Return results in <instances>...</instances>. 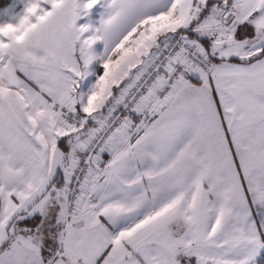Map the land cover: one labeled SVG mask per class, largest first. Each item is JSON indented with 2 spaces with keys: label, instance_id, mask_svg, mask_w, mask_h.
<instances>
[{
  "label": "snow or ice",
  "instance_id": "6c2138e0",
  "mask_svg": "<svg viewBox=\"0 0 264 264\" xmlns=\"http://www.w3.org/2000/svg\"><path fill=\"white\" fill-rule=\"evenodd\" d=\"M0 264H264V0H0Z\"/></svg>",
  "mask_w": 264,
  "mask_h": 264
}]
</instances>
